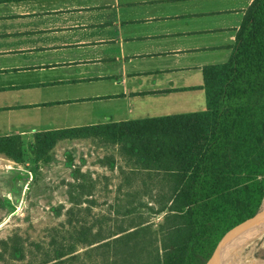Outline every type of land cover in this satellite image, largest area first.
I'll list each match as a JSON object with an SVG mask.
<instances>
[{
	"label": "crops",
	"instance_id": "obj_1",
	"mask_svg": "<svg viewBox=\"0 0 264 264\" xmlns=\"http://www.w3.org/2000/svg\"><path fill=\"white\" fill-rule=\"evenodd\" d=\"M252 1L0 0V137L204 111L203 69L228 61ZM90 140L120 175L155 174L102 138L54 147Z\"/></svg>",
	"mask_w": 264,
	"mask_h": 264
},
{
	"label": "trees",
	"instance_id": "obj_2",
	"mask_svg": "<svg viewBox=\"0 0 264 264\" xmlns=\"http://www.w3.org/2000/svg\"><path fill=\"white\" fill-rule=\"evenodd\" d=\"M202 88V112L38 132L26 146L19 136L0 137V154L17 164L26 152L48 162L63 139L120 144L139 169L155 173L125 178H142L149 204L139 206L162 222L156 232L141 222L83 244L113 249L119 264H206L223 236L234 228L225 243L245 227L264 201V0L247 9L228 61L203 69ZM76 188L72 203L91 196L92 185ZM73 252L42 264H65Z\"/></svg>",
	"mask_w": 264,
	"mask_h": 264
},
{
	"label": "rangeland",
	"instance_id": "obj_3",
	"mask_svg": "<svg viewBox=\"0 0 264 264\" xmlns=\"http://www.w3.org/2000/svg\"><path fill=\"white\" fill-rule=\"evenodd\" d=\"M113 153L107 142L90 140L57 145L48 162L28 152L20 164L0 157V264H42L70 247L65 264H119L113 249L85 246L84 238H104L141 222L156 232L161 215L139 206L149 204L142 178L111 168ZM80 184L92 185L91 196L74 204L70 194L77 195ZM263 212L264 201L258 214ZM234 256L240 264H264V223Z\"/></svg>",
	"mask_w": 264,
	"mask_h": 264
},
{
	"label": "bare ground",
	"instance_id": "obj_4",
	"mask_svg": "<svg viewBox=\"0 0 264 264\" xmlns=\"http://www.w3.org/2000/svg\"><path fill=\"white\" fill-rule=\"evenodd\" d=\"M263 223L264 212L258 214L245 227L235 233L225 243L224 241H222L221 245H219L218 249L216 250V253L213 256L212 260L208 264H240L239 262L237 263L238 259H236L235 262L234 254L237 246L241 245L244 240L248 239L251 235L257 232L259 230V227Z\"/></svg>",
	"mask_w": 264,
	"mask_h": 264
},
{
	"label": "water",
	"instance_id": "obj_5",
	"mask_svg": "<svg viewBox=\"0 0 264 264\" xmlns=\"http://www.w3.org/2000/svg\"><path fill=\"white\" fill-rule=\"evenodd\" d=\"M254 218V217H253ZM252 218V219H253ZM249 220H251V219H249ZM248 221V220H247ZM247 221H245V222H247ZM244 222V223H245ZM243 224V223H242ZM241 225V224H240ZM240 225H238V226H240ZM238 226H236V227H238ZM235 227V228H236ZM234 229V228H233ZM232 229V230H233ZM232 230H230V231H232ZM229 231V232H230ZM229 232H227L224 236H223V238L219 241V243L217 244V246H216V248H215V250H214V252H213V254H212V256L210 257V259L208 260V262L206 263V264H208L211 260H212V258H213V256L215 255V253H216V250L218 249V247H219V245H221V243H222V241L224 240V238L227 236V234L229 233Z\"/></svg>",
	"mask_w": 264,
	"mask_h": 264
}]
</instances>
